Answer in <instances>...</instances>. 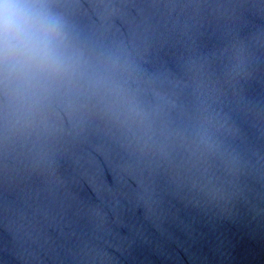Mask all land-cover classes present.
<instances>
[{
    "label": "water",
    "instance_id": "obj_1",
    "mask_svg": "<svg viewBox=\"0 0 264 264\" xmlns=\"http://www.w3.org/2000/svg\"><path fill=\"white\" fill-rule=\"evenodd\" d=\"M66 71L0 70V264H264V0H32Z\"/></svg>",
    "mask_w": 264,
    "mask_h": 264
},
{
    "label": "clouds",
    "instance_id": "obj_2",
    "mask_svg": "<svg viewBox=\"0 0 264 264\" xmlns=\"http://www.w3.org/2000/svg\"><path fill=\"white\" fill-rule=\"evenodd\" d=\"M60 21L32 0H0V70L22 87L66 71Z\"/></svg>",
    "mask_w": 264,
    "mask_h": 264
}]
</instances>
